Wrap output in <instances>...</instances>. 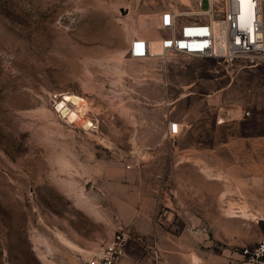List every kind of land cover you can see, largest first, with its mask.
I'll list each match as a JSON object with an SVG mask.
<instances>
[{
  "label": "rangeland",
  "instance_id": "obj_1",
  "mask_svg": "<svg viewBox=\"0 0 264 264\" xmlns=\"http://www.w3.org/2000/svg\"><path fill=\"white\" fill-rule=\"evenodd\" d=\"M200 1L0 0V264H85L107 241L74 201L92 203L120 164L146 186L180 184L181 164L200 165L219 187L214 244L240 255L264 235V64L129 55L135 37L158 54V14L186 16ZM173 121L181 132L169 137ZM99 200L102 224L118 221Z\"/></svg>",
  "mask_w": 264,
  "mask_h": 264
},
{
  "label": "crops",
  "instance_id": "obj_2",
  "mask_svg": "<svg viewBox=\"0 0 264 264\" xmlns=\"http://www.w3.org/2000/svg\"><path fill=\"white\" fill-rule=\"evenodd\" d=\"M180 149L183 153L184 149ZM208 159L213 161V155ZM126 165L120 164L114 173L116 183L97 185L99 189L92 192L89 189L88 193L91 192L94 199L92 203L90 197L80 194L74 201L78 209L100 223L99 240L108 241L116 229L129 227L133 239L127 243L119 264H240L241 255L230 249L220 250L214 244L217 236L212 226L218 223L220 204L219 187L212 183V177L209 178L213 173L205 174L197 164H181L183 166L178 170L180 184L146 186L128 181L135 175V170L130 164L128 168ZM208 166L212 172V166ZM168 172L172 174L173 170L164 171ZM156 173L153 170V174ZM187 174L192 177L189 181ZM92 185H95L93 181L89 188ZM102 197L113 205L118 218L111 225L101 222L104 205L99 199ZM175 225H193L195 228L188 231L169 228ZM78 246L82 256L94 251L88 249L86 243ZM139 256H144L146 261L138 259Z\"/></svg>",
  "mask_w": 264,
  "mask_h": 264
},
{
  "label": "built area",
  "instance_id": "obj_3",
  "mask_svg": "<svg viewBox=\"0 0 264 264\" xmlns=\"http://www.w3.org/2000/svg\"><path fill=\"white\" fill-rule=\"evenodd\" d=\"M206 1V9L201 0L198 9L186 16L174 9L162 10L157 21L162 32L157 39L159 53L151 50L149 39L135 37L130 42V57L148 59L176 53L214 58L242 68L264 64V0H220L218 4L216 0ZM245 114L249 115V111ZM180 132L179 122L168 124L166 134L169 137ZM131 238L129 228L119 227L85 264H119ZM240 255V264H264V235L255 246L244 248Z\"/></svg>",
  "mask_w": 264,
  "mask_h": 264
},
{
  "label": "bare ground",
  "instance_id": "obj_4",
  "mask_svg": "<svg viewBox=\"0 0 264 264\" xmlns=\"http://www.w3.org/2000/svg\"><path fill=\"white\" fill-rule=\"evenodd\" d=\"M158 41V40H157ZM159 44V43H158ZM85 102H83V100H79V102H78V108H83L84 107V104ZM66 106L63 104V103H60L59 105H58V108H59V110H60V108H61V112H62V114L65 116V117H67L69 120H73V119H76L77 117H78V115H77V112H75L74 110H67L66 108H65ZM83 124H84V128L85 129H87L88 127H91V126H93L92 125V123H90L89 122V120H87L86 118H84V122H83Z\"/></svg>",
  "mask_w": 264,
  "mask_h": 264
},
{
  "label": "water",
  "instance_id": "obj_5",
  "mask_svg": "<svg viewBox=\"0 0 264 264\" xmlns=\"http://www.w3.org/2000/svg\"><path fill=\"white\" fill-rule=\"evenodd\" d=\"M86 184H87V182H86ZM86 184H85V185H86Z\"/></svg>",
  "mask_w": 264,
  "mask_h": 264
}]
</instances>
